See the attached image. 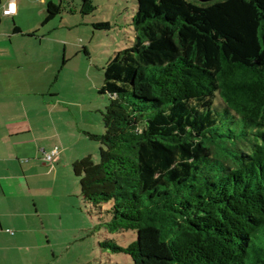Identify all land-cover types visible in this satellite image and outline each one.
<instances>
[{"label": "trees", "instance_id": "obj_1", "mask_svg": "<svg viewBox=\"0 0 264 264\" xmlns=\"http://www.w3.org/2000/svg\"><path fill=\"white\" fill-rule=\"evenodd\" d=\"M136 6L133 44L103 68L104 130L86 133L98 161L72 163L102 225L136 233L99 246L133 264H264V0ZM60 13L48 2L43 24Z\"/></svg>", "mask_w": 264, "mask_h": 264}, {"label": "crops", "instance_id": "obj_2", "mask_svg": "<svg viewBox=\"0 0 264 264\" xmlns=\"http://www.w3.org/2000/svg\"><path fill=\"white\" fill-rule=\"evenodd\" d=\"M8 1L0 0V23ZM18 28L20 33L8 26L0 30V264H56L37 259L52 241L58 196L52 191L62 182L74 183L72 163L93 146L86 133L100 134L92 127L99 131L103 124L87 120L83 101L53 89L52 78L30 80L28 46L34 44L24 37L33 35ZM55 147L58 155L45 162L44 154Z\"/></svg>", "mask_w": 264, "mask_h": 264}, {"label": "rangeland", "instance_id": "obj_3", "mask_svg": "<svg viewBox=\"0 0 264 264\" xmlns=\"http://www.w3.org/2000/svg\"><path fill=\"white\" fill-rule=\"evenodd\" d=\"M52 2L61 6V13L43 24L47 3L18 1L20 13L18 18L14 17L15 24L24 32H34L32 37H24L27 43L32 40L34 44L28 46L29 78L32 81L52 78L53 89L83 101L84 117L102 126L100 112L108 104V95L98 94L103 68L114 51L133 44L131 20L136 0H91L95 10L90 14L81 13L82 0ZM11 18L1 14L0 30L7 26L12 29ZM99 21L109 22L110 27L95 28L93 24ZM29 64L35 65L36 72L31 71ZM100 130L92 127V132L102 133L104 129ZM90 143L93 146L87 151L97 162L99 143L94 140ZM72 177L74 183L62 182L52 191L58 195L54 209L57 214L51 218L52 241L37 259H56V264H133L130 256L102 248L99 243L109 239L127 246L136 239V233L109 232L102 225L106 215L89 208L80 195L78 178Z\"/></svg>", "mask_w": 264, "mask_h": 264}, {"label": "built area", "instance_id": "obj_4", "mask_svg": "<svg viewBox=\"0 0 264 264\" xmlns=\"http://www.w3.org/2000/svg\"><path fill=\"white\" fill-rule=\"evenodd\" d=\"M17 10L16 2L15 0H9L1 9V14L3 16H13L15 15ZM59 151L56 148H53L49 152L44 154V160L47 163H51L54 158L58 155ZM12 233V231H10Z\"/></svg>", "mask_w": 264, "mask_h": 264}]
</instances>
